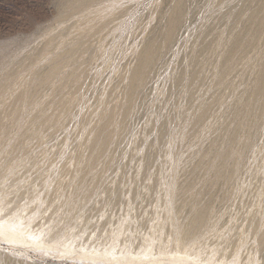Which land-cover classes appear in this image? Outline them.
<instances>
[{"label":"rangeland","instance_id":"obj_1","mask_svg":"<svg viewBox=\"0 0 264 264\" xmlns=\"http://www.w3.org/2000/svg\"><path fill=\"white\" fill-rule=\"evenodd\" d=\"M60 1H63V6H58ZM256 1L262 5L261 0H251L253 3L250 0H183L181 22L171 36L164 38L161 35L167 28L164 13L174 0H105L104 3H118L119 6L111 9L103 26L86 36L78 32L76 20L85 13V9L93 7L92 4L79 8L71 7V0H0V61L14 57L8 72H2L1 95L6 87H15V80L30 69L46 71L53 62H60L64 75L63 78L52 79L50 87L40 88L32 94L31 99L34 98L36 104L46 107V111L38 117L40 120L33 124H16L10 116L14 99L0 98V115L5 123L0 128V167L3 169V172L0 171V199L5 207L0 215L15 209L27 214L36 202L38 207L31 224L36 222L33 226H40L44 240V246L32 248L13 245L0 238V264H107L101 258L92 259L82 254L109 250L135 253L137 249L132 246V241L141 243L138 249L145 243L155 244L159 231L162 232L161 238L170 245L174 229L180 226L178 222L185 223L192 207L207 216L203 225L196 228L197 231L199 229L196 240L203 247L200 251L203 257L228 263L264 264V117L256 130L241 124L240 136L248 135L249 143L247 146L237 145L239 163L229 182L207 178L205 182L202 180V184L200 177L191 178L184 172L178 174L177 192L200 193V197H182L181 200L175 197L172 200L167 196L164 183L169 180L168 167L171 166L166 162V156L175 151L186 155L188 146L184 143L178 147L172 139H168L162 144L165 146L162 149L154 137L157 132L155 126L159 122L168 121L167 127L164 122V127L171 134L182 131L177 119L181 121L183 116L177 108L186 105L183 104L186 96V103L194 98L192 110L201 101H216L211 108L212 114L206 116L204 125L203 122L201 124L202 131L213 126L224 129L225 120L220 116L224 110L217 99L225 102L245 96L239 88L238 78L247 67L241 60H236L230 75L220 80L212 79L218 63L210 49L209 53L205 52L215 37L222 40L229 38V33L233 31L231 15L249 11ZM262 11L264 13V7ZM240 21L238 28L240 24L242 28L249 23V19L242 15ZM77 35L86 41L84 46H88L87 50L77 48ZM160 35L162 39L148 75L135 92L132 108L127 112L125 139L113 146L115 160L112 166L103 169L101 164H89L84 180L73 183L72 174L62 175L65 164L71 163L72 172L76 163L86 161L88 154L86 146L82 145V155H73L77 135L82 128L95 126L110 105L123 101V91L128 84L127 74L137 64L140 50ZM263 38L261 34L256 35L257 48L246 44L241 54L251 62L263 58ZM202 40L206 43L200 42ZM66 44L72 45V52H62ZM70 54L74 56L72 60L69 59ZM55 56L59 58L54 59ZM200 58L210 61L202 65ZM197 60L201 62L203 67L200 63L199 66L202 70H198ZM183 71L188 75L198 73L193 74L198 86L189 84H195L191 78L190 82L183 79L188 76L182 74ZM76 75L79 76V88L74 89ZM179 88H184L187 93H181ZM188 94L192 97L189 95L188 98ZM58 99L65 102V108L57 103ZM34 131H40L44 137H34ZM167 134H163L166 139L170 135ZM186 142L189 143L188 140ZM189 144V153H192L186 162L190 167L195 164L194 157L203 154L204 150ZM149 154H153L152 157ZM141 157L143 162L152 160L148 162L151 167H146L145 163V170H142L144 164ZM139 166L143 167V174L138 171ZM146 172L152 178L147 179ZM61 175L64 178H59ZM57 180H61L60 183ZM193 186H197L194 191ZM73 192L74 195L83 193L84 196L80 195V199L78 196L68 198ZM172 205H175L174 209H171ZM176 206L183 212L175 210ZM171 210L174 212L171 213ZM187 211L189 213L185 215ZM174 214L180 218L177 219ZM253 216L260 220L259 233H253L250 228ZM181 218L184 223H180ZM168 222L174 223L173 229ZM148 231L151 234L145 236ZM56 232L58 235L54 237ZM230 238L239 241L235 245ZM64 246L66 250H62ZM150 248H147V253ZM157 264H166V261Z\"/></svg>","mask_w":264,"mask_h":264},{"label":"bare ground","instance_id":"obj_2","mask_svg":"<svg viewBox=\"0 0 264 264\" xmlns=\"http://www.w3.org/2000/svg\"><path fill=\"white\" fill-rule=\"evenodd\" d=\"M65 1L67 2L70 0H65ZM62 2L63 1H60V3H58V6H59V4L62 5L61 4ZM104 2H105V0H71V2H70V3H72L71 7L82 8L86 4H92L93 5V7L85 9L84 10L85 13L80 18H78L76 20V27H77L78 32L85 33L84 36L88 35L90 32H92V34L95 33L100 28V26L104 25L107 17L111 14V9L119 6L118 3H115V4L112 3L111 5H109V3H104ZM250 2H251V0H250ZM261 2H262V5H258L257 4L258 1H256L254 3L255 5H253V6L251 5V8L249 11L243 10L242 13L239 12L241 14H239V13L232 14L231 19H232V24H233V27H232L233 31L231 30L232 32L229 33L230 34L229 38H227L226 40H222V39H219L218 37H215V39H214V37H212L215 41L213 40L212 41L213 43L210 41L212 44H210L209 46L207 45L209 47L206 49L207 51L204 49V51H206L205 53H207V52L209 53V51L211 50L212 54L215 56L216 63H218L217 69L214 70L212 73V76H211L212 79L220 80V79H224L228 75H230V73L234 67V64L236 63V60L237 61L241 60L242 62L245 63V65L244 64L243 65L247 67V68L245 67L246 72L238 78L239 88H241L245 92V96L236 97V98L234 97L235 98L234 100H229V101L224 99L225 102L223 100H218L216 98L217 103L221 107H223V110H224L222 112V114L220 115L225 120V121L223 120L224 124H225L224 129L221 128V130H220L219 127H217L219 129H216L215 126H213L212 129L209 128L207 131H205V130L202 131V128L204 125L203 121L206 118V116H209L210 114H212L211 108L216 101H214V98L213 99L211 98V100L214 101V103H212L211 101L210 102H202L201 101L197 104L196 108L192 110L191 107H193L194 98L190 94H188V98L191 96L192 97L191 100L189 99V102L186 103L188 101L187 96H186V102L183 100V102H185L183 104H186V105H183V107L177 108V111L179 110L178 112L180 113V116H183V117H181L182 118L181 121H178V120H180V118L177 119V122H179V125L181 124V130L182 131L180 133H178V134L172 133L171 134L169 130L167 131L166 130V127H167L166 122H168V121L162 120L161 122L164 121L166 124L164 122L163 123L159 122L155 126L156 127L155 129H157V132L156 131L155 132H156V135H158V137L156 135L154 136L157 139V141H156V139H155V141L160 145L159 146L157 144L159 147H162V149L164 146L162 144H165V142L168 139H172L174 142V145L176 144V145H178V147H179V144L182 145L184 143L187 144V146H188L185 149L186 155L183 153H180L178 151H175V152L168 154L166 156V162L171 167H168L169 180L167 183H164V188L167 191V196L170 199L172 198V200H174L175 197H177L178 199L181 200L182 197L183 198H185V197H193L194 198V197H200L201 196L200 193H195V192L194 193H182V194L177 192L178 191L177 176H178V174H180L182 172L187 173L191 178L192 177L193 178L194 177L202 178V179H200V182L202 184H203V182H205V180L207 178H211V179H214L216 181L229 182L232 178L233 173L237 170L238 163H239L238 162L237 145L242 144V145L247 146L249 143L248 135L245 134V135H242V137L240 136L239 131H240L241 124H246L249 126L250 129H253V130L258 129L262 124L263 117H264V57L261 58L260 60L256 61V62H251V60L247 56L241 54L242 49L244 48V46L246 44H250L253 47V49L257 48V42L255 40L256 35L261 34L264 36V13L262 11L263 7H264V0H261ZM251 3H253V2H251ZM66 6H67V4H66ZM182 6H183V0H174L173 5L170 7V9L164 13L167 28L161 32L162 37L166 38L168 36H171L172 33L174 32V30L176 29V27L178 26L179 22H181L180 20L182 19V17H181ZM58 8H60V7H58ZM64 9H66V8H64ZM85 15H87V17ZM241 15L246 16L247 19H249V23L247 26H242V28H241V26H240L241 24H240L239 25L240 28H238L237 24H239L241 22L240 21ZM217 18H218V16L216 17V19ZM217 22H215V23H217ZM204 31L207 32V30H204ZM204 31H203V33H204ZM161 35L159 38H154V39L150 40L140 50L137 64L127 74L128 84L126 85V87L123 91V101L117 102L116 104H113V105H110V107L108 109H106V111L104 113H102L100 115L95 126H93L91 128H88V127L82 128L79 135H77V140H76V145L74 147L73 155L75 157H79L82 155V153H83V151L81 149L82 145L86 146V148L88 150V154L85 156L87 158L86 161L76 163L75 168L73 169L72 172L70 170L71 163L65 164L66 167L63 168L64 173L62 175H65V174L68 175L69 173L72 174L73 177L71 176V178L73 180V183L77 184V183H80V181L84 180V177L87 173V168H88L89 164H95V163L101 164V165H103V169H109L110 166H112V163L115 160L114 159L113 146L115 144H118L120 141H122L123 138L125 139L126 128L128 126L127 112L130 110V108H132L131 106L133 104V101L135 100V92L140 89V87L143 85V83H144V81L148 75L150 64L152 63V61L154 59V55H155L156 51L158 50L160 41L162 39ZM200 38H202V37H200ZM202 39H205V38H202ZM203 41H205V40H202L200 42H203ZM203 43H206V42H203ZM209 43H207V44H209ZM76 45H77V48L80 47V49L82 48V50L88 49V48H86L88 46H86V47L84 46V45H86V41L84 39H81L79 36H78V41H77ZM262 45L264 47V38H263V44ZM63 46L64 47L62 49V52H66V53L72 52V48H71L72 45L66 44ZM207 46H205V48ZM211 52H210V54H211ZM100 53L103 54L102 52H100ZM211 55H210V57H211ZM214 56H212V57H214ZM12 57H11V59H12ZM71 57H72V55L69 58L70 60H72ZM56 58L58 59L59 57L55 56L54 59H56ZM72 58H74V56ZM11 59L10 58H6V59L4 58V60L2 62L0 61L1 62V64H0V81L3 79L2 72L4 74V71L7 70L8 66L11 65V63H10ZM206 59H208V58H206ZM198 60H197V62H198ZM200 60H202V65H204L206 60L204 61L202 58H200ZM208 61H210V60H207L206 63ZM199 63H200V66H202L200 61L198 63H196V64H198L197 65L198 70L200 69ZM195 66H193V67H195ZM195 69L197 70V68H194V71H195ZM8 70H9V68H8ZM8 70H7V72H8ZM198 70H197V72L199 73ZM200 70H202V69H200ZM194 71H191V72H194ZM183 72H182V74H184L185 76L188 75L187 74L188 70H187V72H185V71H183ZM195 73H191V74L189 73L190 76L188 75L187 76L188 78L187 77L184 78L183 77L184 75L182 77H183V79L189 80V82L192 79V82H193V80L196 77V76L194 77V75H193ZM198 73H196V74L198 75ZM16 74L18 75L17 72H16ZM19 75H20V72H19ZM192 75H193V77H192ZM63 77H64V75L61 73L60 62H56V63L53 62L52 65H50L46 69V71H36L35 72L34 70L30 69L26 72H23L15 80V82H17L16 83L17 87L16 86L15 87H6L3 90L2 95L0 92V98H2V99L11 98V99H14V101H15L14 107H13V109H11V113H10V116L12 117L13 121H16V124H18V125H20V124L24 125L25 124V126H27V125L33 124L37 120H40L38 117L44 111H46V107L43 104H40V106L38 104H36L34 102L35 101L34 98L31 99L32 94H34L35 92L40 90V88H48V86L50 87V82L52 79L63 78ZM78 79H79V76H77V75L73 79V82L75 83V84H73L75 87L74 89L79 88ZM176 80L178 81V83L180 82V80H178V79H176ZM189 84H193L195 86L197 85L196 81H195V84L191 83V82ZM189 84H188V86H189ZM200 87H201V85L199 86V88ZM184 88H182V90ZM182 90L180 91L181 93H185V94L187 93V92H184V90L183 91ZM190 90H189V93H190ZM193 91H195V90H193ZM191 93H193V92L191 91ZM199 94L200 93H198V95ZM203 95L204 94H202V96ZM206 96H208V94ZM211 96H212V94L209 96V98ZM215 97H216V95H215ZM192 99H193V101H192ZM57 103H59L61 108L66 107L65 102L61 99H58ZM190 108L192 111H190ZM171 115H173V114L171 113ZM174 116L175 115H173V117ZM202 122H203V125H201ZM4 124L5 123H3L2 116L0 115V128H2L4 126ZM164 124L166 127H164ZM150 127H152V126H150ZM164 129L170 134V135L167 134V135H169V137L167 139L165 138V135H163L164 133H167V132L165 131L164 133H162L164 131ZM158 130H159V134H157ZM32 135L38 139H42L44 137V135L40 131H36V132L34 131V133H32ZM17 136H18V134L15 135V137H17ZM187 140L189 143L196 146L197 149L204 150L203 154H200L197 156L194 155L195 156L194 158H196V161H195V164L194 165L192 164V166L190 165V167L187 164L186 160L189 159L188 158L189 154L191 155L192 152L189 153V151L191 149V145L186 142ZM0 141H1V139H0ZM135 147L137 149V145ZM149 155L152 157L153 154L152 155L149 154ZM192 156H193V154H192ZM142 157H141V159H142L141 161L143 162L144 159ZM186 158H188V159H186ZM190 158H192V157H190ZM149 161H150V159H149ZM149 161L143 162L144 168L139 166V168H137L138 171L142 172V170H145V163L147 164L146 165V167H147L148 164L152 160L150 162ZM188 163H190V161ZM149 167H151V166H148V168ZM141 168H143V169L141 170ZM103 169H102V171H103ZM0 171L3 172V169L1 167H0ZM146 171H148V170L146 169ZM147 173L148 172H146L145 177L148 176ZM142 174H143V172H142ZM142 174L140 173V175H142ZM62 175L59 178H61V177L64 178V176H62ZM154 175L156 176L157 174H154ZM142 176L144 179L145 178L144 175H142ZM0 177H1V174H0ZM146 178L147 179L152 178V176L149 175ZM99 179H101V178L99 177ZM156 180H157V178H156ZM202 180H203V182H202ZM60 181L57 180V182H59V183H60ZM100 181L101 180H99V182ZM96 182H98V181H96ZM134 182H135V180H134ZM151 182H153V181H151ZM155 183H156V181H155ZM202 184H200V185L203 186ZM57 186H58V184L56 185V187ZM196 187H194L192 190L194 191V189ZM200 187H198V188L200 189ZM31 189H32V187H31ZM151 189H150V191H151ZM57 190H55V191H57ZM76 190H78V189H76ZM104 190H106V189H104ZM150 191H149V193H150ZM196 192H197V190H196ZM75 193H76V191H75ZM82 194H80V195H82ZM133 194H135V193H133ZM80 195H78V194L74 195V192H73V194L71 196L69 195L68 198L72 197L74 199V197L78 196L79 197L78 199H80ZM83 196H84V194H83ZM108 197H109V195H108ZM117 198H118V196H117ZM0 201H1V199H0ZM168 202H169V200H168ZM179 202H181V201H179ZM71 203H73V200L71 201ZM174 203L176 205V202H174ZM109 204H110V202H109ZM183 204L184 203H182V205ZM37 205L38 204L36 202H34L33 205L30 206V211L27 214H23L24 212H18V210L15 209V210L7 212L3 215H0V222H2V223H0V232H2V235H0V238L3 239L4 241H6L7 243H10L13 245L32 247V248L44 246V240L41 236L42 229L40 228V226L39 227L33 226L36 222L33 225L31 224V222L33 221V219L35 217L34 215L37 211V207H38ZM177 205H178V203H177ZM174 206L173 207L170 206L171 209H174ZM178 206H180V205H178ZM178 206H176V207H178ZM27 207H29V206H27ZM194 208L195 207L190 208L192 210V211L190 210V213H189V211H187L185 213V215L189 213L188 215H186L187 216L186 220L181 218L182 221H180V223L183 222V220H184L185 221V223L183 222L184 224L181 223L182 224L181 225L178 222V225H180L178 227V226H176L177 225V223H176V225H175L176 228L174 229V233H173V237H172V243L170 245L167 241H165L164 239L161 238L162 232L159 231L158 232V238H157L158 241L155 244L145 243V245L141 249H138V247H140L141 243L140 242L137 243L135 241H132L131 242L132 246L137 249V251H135V253L123 254L120 251L109 250V251H103L102 253H97V252L92 251L89 254H85L83 252L82 255L85 257L92 258V259L101 258L105 262H107V264H121L122 262L124 264H157L158 262H160L162 260H165L166 264H241L238 261L237 262H230V263L222 261V260L215 261V260H212L210 257L206 258V257H203L201 255L200 251H202L203 247L196 240V235H197V232L199 231V229L197 231L196 228H200V226H198L200 224L203 225V222H205V219L207 218V216H205L204 212L200 213L201 212L200 209L198 210L200 212H197V210L195 211ZM3 209H5V207H4L3 202L1 201L0 202V213ZM24 209H25V207H24ZM181 209H179V207L175 208V210H177V211H179V210L181 211ZM193 209H194V211H193ZM172 212H174V211L171 210V213ZM182 212L183 211H181V213ZM178 213L179 212H177V214ZM181 213H179V215ZM179 215H177L178 216L177 219L180 218ZM177 216H176V214H174V217H177ZM184 218H185V216H184ZM168 223L172 225L171 229H173L174 223H171V222H168ZM168 223H167V225H168ZM249 223H250V228L252 229L253 233H259L260 232L261 223H260V220L257 219L256 216H253V218L250 220ZM60 233H61V231L59 232V234ZM148 234L150 235L151 232L148 231L144 235L148 236ZM57 235H58V233L56 232L54 237H56ZM186 236H188V237L190 236V237L186 238ZM233 239L230 238V240H232L231 241L232 244L236 245L237 242L239 241V239H234V240ZM136 241H138V240H136ZM62 245H64V244H62ZM230 245H231V243H230ZM149 246H151L152 248H150V250H149L150 252L147 253L146 250H147V248H149ZM66 249H67L66 246H64V248H62V250H66ZM154 249H155V252H152V250H154Z\"/></svg>","mask_w":264,"mask_h":264},{"label":"snow or ice","instance_id":"obj_3","mask_svg":"<svg viewBox=\"0 0 264 264\" xmlns=\"http://www.w3.org/2000/svg\"><path fill=\"white\" fill-rule=\"evenodd\" d=\"M0 223H2V222H0ZM0 235H2V232H0Z\"/></svg>","mask_w":264,"mask_h":264}]
</instances>
